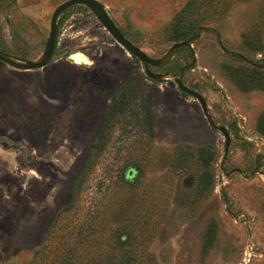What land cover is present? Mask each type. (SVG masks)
Listing matches in <instances>:
<instances>
[{
  "label": "rangeland",
  "instance_id": "374dc122",
  "mask_svg": "<svg viewBox=\"0 0 264 264\" xmlns=\"http://www.w3.org/2000/svg\"><path fill=\"white\" fill-rule=\"evenodd\" d=\"M65 1L0 0V50L38 58ZM98 1L153 59L192 42L183 82L230 133L225 170L249 175L257 159L264 172V0ZM57 50L72 71L0 63L13 73L0 74V264H264V175L222 173L225 138L199 103L149 80L87 7L62 16ZM192 61L183 47L150 69L178 74ZM246 70L257 84L241 89L234 78ZM87 160L93 217L77 254L56 260L45 238Z\"/></svg>",
  "mask_w": 264,
  "mask_h": 264
},
{
  "label": "water",
  "instance_id": "95a60500",
  "mask_svg": "<svg viewBox=\"0 0 264 264\" xmlns=\"http://www.w3.org/2000/svg\"><path fill=\"white\" fill-rule=\"evenodd\" d=\"M76 6L87 7L93 13V15L99 21V23L111 35V37L116 41V43L120 45L127 53H129L131 56H133L134 58L140 61L144 74L147 76L148 79L152 81L171 80L175 83V85L178 87L181 93L193 97L199 103L202 112L206 120L208 121L209 125L213 129L222 133L225 138L226 147L220 162V170L225 176L230 177L233 174L238 173L245 179H251L256 174L264 175V172L260 170L257 159H256V167L249 175H246L241 169L238 168L232 169L229 172L225 170L224 163L231 145L230 134L228 133L225 127H223L222 125H220L219 123L213 120L209 112L208 104L205 98L200 93L188 87L183 82L184 72L187 69L193 68L197 62L196 54L192 47V42L186 41V42L175 43L174 45L171 46V48L167 51V53L163 57L159 59H153L147 53H145L142 50V48L138 47L133 42H131L119 30L116 23L111 19L105 7L98 0H67L63 2L54 10L52 14L50 26H49L48 41L44 51L38 58H36L35 60H24L0 50V63L17 71L30 72V71L43 69L57 60L68 57L69 56L68 50L62 52H58L57 50L58 27L62 16L67 11H69L70 9ZM183 47L189 49V51L193 56V61L190 65L183 67V69L180 71L179 74L154 73L151 71L150 69L151 67H161L165 65L167 62L170 61V59L173 57L175 52Z\"/></svg>",
  "mask_w": 264,
  "mask_h": 264
},
{
  "label": "trees",
  "instance_id": "16d2710c",
  "mask_svg": "<svg viewBox=\"0 0 264 264\" xmlns=\"http://www.w3.org/2000/svg\"><path fill=\"white\" fill-rule=\"evenodd\" d=\"M255 69L260 70L258 66H255ZM258 75L259 74L257 71L246 70L242 71L241 74H239V77L235 75L234 79L235 81L239 80L241 89L242 87L247 89L248 87H252L253 84H257ZM135 124L138 123L135 122ZM256 128L259 132L264 133V112L258 118ZM100 132H102V127H100L95 133L92 141L93 144L96 142ZM91 165L92 161L90 162V160H87L85 169H83L78 174L74 183L72 184L65 207L57 213L50 229L47 232L45 238L47 243L44 245V248L47 246V250L51 251L53 255H55L56 260L62 259L63 261L67 262L70 260V256L77 254L78 250L80 249L79 240L85 234L87 223L91 222L90 218L93 217L94 211L92 210V207H90L92 204L91 200L93 198H91L90 202L88 201L90 204L87 207L81 193V189L86 178V170L91 167ZM60 240H65V242L63 241V245L60 243Z\"/></svg>",
  "mask_w": 264,
  "mask_h": 264
},
{
  "label": "crops",
  "instance_id": "0c3cea01",
  "mask_svg": "<svg viewBox=\"0 0 264 264\" xmlns=\"http://www.w3.org/2000/svg\"><path fill=\"white\" fill-rule=\"evenodd\" d=\"M56 62V61H55ZM53 62L52 64H50L49 66L45 67V70L47 71H51V70H55L57 68V73H59L62 69L65 70V71H72L73 70V65H71L70 63H55ZM57 64V65H56ZM80 64V63H78ZM9 68V67H8ZM49 68V69H48ZM44 69V68H43ZM8 69H4V68H1L0 70V74H13L12 71H7ZM10 70H14V69H10ZM18 72H23V71H18ZM31 72V71H30ZM24 74V73H23ZM20 75H22V73H20ZM5 91H2L0 89V94L1 93H5ZM1 117V116H0Z\"/></svg>",
  "mask_w": 264,
  "mask_h": 264
},
{
  "label": "bare ground",
  "instance_id": "6f19581e",
  "mask_svg": "<svg viewBox=\"0 0 264 264\" xmlns=\"http://www.w3.org/2000/svg\"><path fill=\"white\" fill-rule=\"evenodd\" d=\"M74 60H77L78 62H83L84 61V57L80 54H74L73 56Z\"/></svg>",
  "mask_w": 264,
  "mask_h": 264
},
{
  "label": "flooded vegetation",
  "instance_id": "af4514ba",
  "mask_svg": "<svg viewBox=\"0 0 264 264\" xmlns=\"http://www.w3.org/2000/svg\"><path fill=\"white\" fill-rule=\"evenodd\" d=\"M190 53H191V52H190ZM191 55H192V54H191ZM192 58H193V56H192ZM186 66H187V65H186ZM184 67H185V66H184ZM182 69H183V67H182ZM182 69H181V70H182ZM181 70H180V71H181ZM180 71H179V73H180ZM179 73H178V74H179ZM184 73H185V72H184ZM183 79H184V74H183ZM206 102H207V101H206ZM207 104H208V103H207ZM208 108H209V106H208ZM209 112H210V111H209ZM210 114H211V112H210ZM211 116H212V114H211ZM212 118H213V116H212ZM213 120H214V119H213ZM214 121H215V120H214ZM215 122H216V121H215ZM217 123H218V122H217ZM219 124H220V123H219ZM220 125H221V124H220ZM222 126H223V125H222ZM223 127H224V126H223ZM225 128H226V127H225ZM228 133H229V132H228ZM229 134H230V133H229ZM230 137H231V136H230Z\"/></svg>",
  "mask_w": 264,
  "mask_h": 264
}]
</instances>
